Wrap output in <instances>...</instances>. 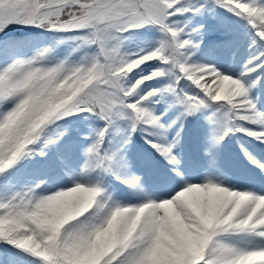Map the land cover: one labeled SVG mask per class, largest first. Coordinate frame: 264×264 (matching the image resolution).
<instances>
[{
    "label": "snow or ice",
    "instance_id": "1",
    "mask_svg": "<svg viewBox=\"0 0 264 264\" xmlns=\"http://www.w3.org/2000/svg\"><path fill=\"white\" fill-rule=\"evenodd\" d=\"M262 82L264 0H0V264H264Z\"/></svg>",
    "mask_w": 264,
    "mask_h": 264
},
{
    "label": "rangeland",
    "instance_id": "2",
    "mask_svg": "<svg viewBox=\"0 0 264 264\" xmlns=\"http://www.w3.org/2000/svg\"><path fill=\"white\" fill-rule=\"evenodd\" d=\"M204 21V18L199 20L200 23H204L209 27V25ZM213 29H216L215 35L220 39L234 38L232 47L226 49H215V55L213 57L214 62L226 68L238 70L240 62L245 58L248 51L245 45L246 36L244 27L240 32L238 31L239 27L237 23L224 30H220L218 27H214ZM233 53H235V55H233ZM253 93L258 97L261 108L264 109V82L253 89ZM169 117L170 119L175 118V113L170 112ZM201 124L202 117L199 114L195 117H189V122L186 124L187 132L182 139V145L186 159L190 162H203L200 151L202 147L200 139L203 133V128L200 127ZM146 149H148V146L142 142L138 146L134 147L133 152L135 153ZM220 161L224 166L235 171H240L243 168L246 161L240 152L239 142L237 139L222 142V146L220 148Z\"/></svg>",
    "mask_w": 264,
    "mask_h": 264
},
{
    "label": "trees",
    "instance_id": "3",
    "mask_svg": "<svg viewBox=\"0 0 264 264\" xmlns=\"http://www.w3.org/2000/svg\"><path fill=\"white\" fill-rule=\"evenodd\" d=\"M204 22L207 23L209 25L210 28H214V27H219L220 29H227L229 28V26H231L232 24H235L237 23L238 24V27H239V32L242 30L243 28V25L240 23V22H237L235 20H233L231 17H230V14H227V13H221L219 14L218 16L216 17H213L211 15L209 16H205L204 17ZM202 47V51L201 52H198L196 53V56L197 57H200L204 60H212L213 61V55L215 54V51L214 49L209 51L205 46H201ZM142 142L143 139L141 138V136L137 137L136 134L133 135V149L136 145H138L139 143L138 142Z\"/></svg>",
    "mask_w": 264,
    "mask_h": 264
}]
</instances>
